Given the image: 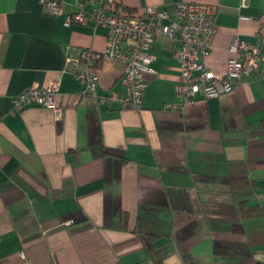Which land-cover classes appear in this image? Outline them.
I'll use <instances>...</instances> for the list:
<instances>
[{
  "label": "crops",
  "instance_id": "obj_1",
  "mask_svg": "<svg viewBox=\"0 0 264 264\" xmlns=\"http://www.w3.org/2000/svg\"><path fill=\"white\" fill-rule=\"evenodd\" d=\"M217 3L204 57L225 72L234 39L258 42L264 0H115L141 16L146 6ZM50 13L39 0H0V264H264V216L243 218L239 203L264 209V62L217 97L181 108L178 41L157 37L141 108L82 101L64 69L68 48L102 52L108 27ZM264 56V49L262 50ZM123 64L92 63L98 94L123 92ZM59 78L51 109L10 114L12 98ZM255 181L233 190L231 180Z\"/></svg>",
  "mask_w": 264,
  "mask_h": 264
},
{
  "label": "built area",
  "instance_id": "obj_2",
  "mask_svg": "<svg viewBox=\"0 0 264 264\" xmlns=\"http://www.w3.org/2000/svg\"><path fill=\"white\" fill-rule=\"evenodd\" d=\"M43 9L56 14L61 12L60 0H39ZM247 0H240L245 7ZM76 10L66 17L82 25H105L108 27L106 45L102 52L87 48H68L64 69L71 71L82 84L79 93L82 101H95L100 105L118 102L121 108H141L146 79L151 73L154 56L152 42L157 37H167L179 42L173 55L180 63L181 82L176 91L179 101L170 107L181 108L193 101L196 95L204 98L217 97L233 90V80L242 74L258 71L264 62V26L255 31L256 44L234 39L230 45L231 55L226 62L225 72L214 74L205 64L204 57L212 47L216 31L214 18L217 3L178 1L170 10L146 6L141 16L129 14L115 0H76ZM101 57L123 64L122 81L125 91H109L98 94L96 74L92 63ZM59 78L51 79L43 87H27L12 98L10 114L31 106L52 110L61 117L62 107L55 100Z\"/></svg>",
  "mask_w": 264,
  "mask_h": 264
},
{
  "label": "trees",
  "instance_id": "obj_3",
  "mask_svg": "<svg viewBox=\"0 0 264 264\" xmlns=\"http://www.w3.org/2000/svg\"><path fill=\"white\" fill-rule=\"evenodd\" d=\"M127 9V8H126ZM129 14H132L131 9H127ZM231 185L233 190L239 189H253L257 186L255 181H251L247 178H235L231 180ZM239 212L243 218H250V217H258L264 216V209L260 204H250L246 202H240L239 205ZM114 264H122L120 262H116ZM153 264H162L161 261H156Z\"/></svg>",
  "mask_w": 264,
  "mask_h": 264
}]
</instances>
